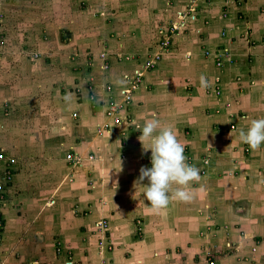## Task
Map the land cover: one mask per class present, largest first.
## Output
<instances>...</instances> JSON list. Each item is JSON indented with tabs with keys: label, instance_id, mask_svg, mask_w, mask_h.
I'll list each match as a JSON object with an SVG mask.
<instances>
[{
	"label": "rangeland",
	"instance_id": "obj_1",
	"mask_svg": "<svg viewBox=\"0 0 264 264\" xmlns=\"http://www.w3.org/2000/svg\"><path fill=\"white\" fill-rule=\"evenodd\" d=\"M261 2L264 0H0V190L4 195L0 200V264H39L22 256V249L29 250L28 244L12 247L6 243L8 203L22 207L32 198H42V192L45 197H55L48 204L56 206L61 194L82 190L88 180L94 192L91 198L103 205L100 208L109 212V218H96L92 234L85 233V238L67 248L56 243L59 264H130L127 259L138 264L151 250L156 256L171 255L170 259L183 263L179 256L194 240L203 243L195 255L205 264L220 254L216 249L225 257L232 256L235 263L254 264L248 256L256 254L257 246L251 251L244 248L249 247L241 242L245 228L230 227L227 220L223 223L220 205L243 197V193L236 196L237 192L228 195V178L243 175L249 185V173H257L252 177L254 183L261 175L264 145L251 148L239 132L252 118L264 117V75L250 72L249 77L242 73L230 79V73H238L235 70L242 67L240 63L251 65L252 56L260 62L264 59V32L258 20L264 17ZM170 26L172 34H168ZM218 35L225 39L227 50L216 45L221 42ZM202 76L207 83L197 85L195 81ZM106 82L113 83L121 95L117 101L131 97L129 112L137 124L126 138L121 135L133 126L128 122L106 135L94 132L101 120L93 115L91 93L103 96ZM248 88L250 96L246 95ZM139 90H144L138 98L142 105L134 109L132 96ZM184 91L188 98H183ZM79 101L82 107L77 106L82 104ZM75 112L81 114L79 120L73 118ZM153 117L173 126L187 162L200 172V179L191 182L192 199L172 200L160 214L140 198L141 190L132 199L140 168L151 166V150L143 149L138 128ZM111 123L108 119L104 124ZM220 134L225 135L226 143ZM78 137L87 145L103 139L102 148L94 152L89 143L92 151L91 147L88 151L72 149ZM211 150L219 156L214 162ZM77 151L82 161L71 166L83 173L80 181L75 173L64 174L63 166L65 154ZM48 159L56 161V166L46 164ZM131 167L134 174L128 176ZM10 171L12 180L7 181ZM142 183L147 184V179ZM260 184L261 179L256 188V198L261 200ZM49 187L54 188V195H48ZM130 208L134 209L131 214ZM143 209L152 211L153 221ZM253 219L258 222L261 217ZM125 223L131 232L122 230ZM188 232L190 237L184 238ZM155 234L153 242L158 244L147 247ZM177 241L182 243L179 248ZM85 247L90 250L79 261L75 254ZM41 263L49 264L46 260Z\"/></svg>",
	"mask_w": 264,
	"mask_h": 264
},
{
	"label": "crops",
	"instance_id": "obj_2",
	"mask_svg": "<svg viewBox=\"0 0 264 264\" xmlns=\"http://www.w3.org/2000/svg\"><path fill=\"white\" fill-rule=\"evenodd\" d=\"M261 3L264 7V2H261ZM258 20H260V23H261V33H262V32H264L263 31L264 17H261ZM214 27L218 28V24H215ZM227 27H229V26L226 25L224 27V31L227 30V29H225ZM222 28L220 26V29H222ZM230 31H231V29H230ZM233 32H235V31H233ZM235 33H237V32H235ZM234 34H233V36H234ZM200 36H202V35H200ZM218 36H219V40H221V42L216 44V45H219L218 47L223 51L227 50V47H224V46H226L225 45V39L222 38L223 37L222 35L221 36L218 35ZM222 43H224V44H222ZM231 45H232V42H231ZM234 50H235L234 55L238 54L237 47H235ZM240 57H242V56H240ZM252 58H253V60H252L251 65L246 66L243 63H240V65L242 67H239L237 70H235L238 73H235V72L230 73L231 74L230 79L234 80L235 74L239 75L242 73L243 74L245 73L246 76L249 77L250 72L252 73V75L257 76V73H259V74H261V76H263L264 75V59L261 57L262 59L260 62V60H258L256 57L252 56ZM254 58H255V60H254ZM214 62L215 61L213 60V63ZM214 66H215V64H214ZM206 71H207V68H206ZM212 71H213V69L210 70V72H212ZM229 71H230V69H229ZM205 73H207V72H205ZM230 74H229V76H230ZM195 82L198 85V84H200L201 81L199 80V81H195ZM106 83H111V82H106ZM239 84L242 85L241 83H239ZM144 87L145 86H143L142 88H144ZM244 87H245V85H244ZM148 88L149 89H147V87H146V90L150 91V89H152L151 86H148ZM250 90L251 89L248 88V90H247L248 93L246 94L247 96H250L252 94V92ZM139 91L133 93V96H132V100L134 99V105H133L134 109H135V107H134L135 105H136V108L138 105H142L138 98H139V95H142L144 93L143 92L144 90L143 91L141 90L140 92ZM91 94H93V97L95 98L94 99L95 104L94 105L91 104L92 110L94 112L93 115H95V117H97V118L100 117V120H101L97 124L96 129H94V132H97L98 127L100 125H103L109 119L106 116V103L108 102L107 99H108L109 95L106 91H104L103 96L98 95L97 93H95V91ZM114 94L116 95V100L122 99L119 92L117 93V91H116ZM186 97L188 98L189 96L187 94H185V91H184L183 98H186ZM188 100H190V98ZM78 103H82V101H79ZM82 105H83V103L78 104L77 106L82 107ZM77 106H75V107H77ZM210 112H212V111L210 110ZM135 114H136V111H135ZM132 115H133V113H132ZM80 117H81L80 113L79 114L76 112L73 113V118L75 120H79ZM132 118H133V121H135V124H133V122H132L131 125H133V126L130 129H128V133L121 135L125 138L127 136H130V134L133 131L132 130L133 127L135 128V126L137 124L136 123L137 122L136 117H134V115H133ZM216 132H217V130L214 131V133H216ZM212 133H213V129H212ZM227 134H229V133L227 132ZM105 135H106V133H105ZM107 135H108V133H107ZM221 136L223 137V141L226 140L225 135H221ZM228 137H230V135H228ZM230 140H231V138H230ZM84 141H85V139L83 140L82 138L78 137L76 139V141L71 144V148L73 149L75 147H80L83 150L88 151V148L91 147L90 144L91 145L93 144L92 147L94 150L91 147V151L93 150L94 152L95 151L99 152V147L102 148V145H103V139H102L101 143L99 141L98 142L94 141L92 143L89 142L90 144L88 143V145L85 143L86 141L85 142ZM224 142L226 143L227 141H224ZM116 144H117V147L120 149V145L118 143H116ZM214 152L215 151L211 150V153H212L211 159L213 162L215 160L219 159V156L215 155ZM68 153H73L74 155L80 154V152H78V151L75 153L74 152H68ZM66 154H65V156H66ZM81 154L87 155L85 153H81ZM91 155H93V154H91ZM65 156L63 159L64 160L63 166H64V170H65L64 174H66L67 176L68 175L72 176V173H75V174H73V176L76 175V181H80L81 179H83V176H82L83 173L81 171H78L77 170L78 168L72 167L71 164L65 159ZM47 163L51 164V166H50L51 168H53L57 164V162L52 160V159H48V161H46V164ZM261 168H262L261 175L256 180L255 183H254L252 177H254V175H257V173H255V174L249 173L250 175H247V176H249L250 181L252 179V183L250 184V181H249V185H248V181H246L247 184L244 182L243 178L245 179L246 177L243 175H242L243 177L242 176L239 177L237 175L238 177L228 178V180H226L227 186L225 187L226 192L229 193L228 195L233 194V192H237L236 196H240L243 193V195H241L243 197L240 199H236L235 202L225 200V202H224L225 204L220 205V209L224 212V214L222 215L223 220H221V221H223V223H226V222H224V220H227L230 224V227L245 228V230H244L245 238H244V241L241 240V242L243 243V245L245 243V245H248L249 247H244V246L243 247L246 248L247 251L248 250L251 251V248L254 249V247L257 246L256 254H253V252H251V254H249V256H248V257H251L252 263H254V264H264V160L263 159L261 160ZM133 169H134V167H131V172H129L130 174L128 176H132L131 174H134ZM48 170H50V169H48ZM241 170H243L242 167H241ZM52 171H54V170H52ZM245 172H247L246 169H245ZM14 175L16 177L18 175V171H16V173ZM77 177H78V180H77ZM259 179H261V184H260L261 185V200L256 198V195H257L256 188H257V186H259L258 185ZM89 183H90V181L88 180L87 184L85 186H83L82 190L71 189V190H69V192H66L65 194H61L60 198L57 197L58 199H56V203H58V205H56V206H53L55 203H49L48 204V201L51 200V198L53 197L50 195L54 191V190H52V189H54L53 187H49V193H48V195H50L49 197H45V195L41 192V196L43 199L42 198H37V199L32 198V200H30L29 202L27 201V202H25V204L23 203V205H21L22 207H19L18 206L19 204L17 203V204H15L16 205V208H15L14 204L8 203L9 206L6 210L5 217L8 220L7 231L9 233L5 232V234H4V239H5L6 243L9 244V246L12 245V247L14 246L15 243L18 244L17 247H24L25 244H28L30 246L29 250L26 251L25 249H22V252H21L22 256L26 259L28 258L30 260L38 261L39 264H46V263H41L43 260H46L47 263H49V264H59L57 261L58 255H56V252H55L56 243L60 242L64 245H66V248H67L68 247L67 245L70 246L71 244H74V241H76V239L85 238V236H86L85 233L88 235L92 234L91 230H92V227L95 223L96 218H100V219L101 218H107V219L109 218L107 216L109 214V212L106 213L102 208H100V207H103V205L97 204L96 201L94 202L93 199L91 198V196L93 195L94 192H91L92 186L88 187ZM77 184H79V182L75 183V185H77ZM91 185H93V183ZM258 189H260V188H258ZM219 190H222V189H219ZM55 193H52V195H54ZM134 194H136V193L133 192V194H132L133 201L135 200V197L140 196V195L136 196ZM44 198H46V199H44ZM53 198H55V197H53ZM140 198H143V197H140ZM146 203H147V201H146ZM131 209L132 208H130L128 210L130 214H131V212L134 211V209L133 210H131ZM3 210H4V208H3ZM91 211H92V214L90 213ZM111 211L114 212V209H112ZM143 212L146 213L147 216L150 217V219L153 221L154 216L151 214L152 211H150V210L145 211L143 209ZM258 213H260L261 215ZM72 214H73V216H72ZM256 216H257V218L260 216L261 220H259L258 222H255L253 217H256ZM220 217L221 216L219 215V218ZM152 223H154V222H152ZM216 223H218V222H216ZM260 223H261V225H260ZM129 229H130L129 223H125L122 227V230L124 232H128V231L131 232L132 228L130 230ZM20 230H21V233L19 232ZM117 230H118V228H117ZM21 235L23 236V238L19 237ZM155 237H157L156 234L154 236H152L149 239V241L146 242L147 247L153 248L154 243L158 244L155 241L153 242V239ZM188 237H190V232L186 233L184 238H188ZM259 237H261V239H262L261 241H258ZM193 243H195V244L192 246ZM181 244L182 243L177 241L176 247L179 248L181 246ZM202 244L203 243L201 241L194 240L191 243V247L190 246H189V248L187 247L186 252H184V254L179 256L180 260L184 259L183 263H179L175 259H170L171 257H174L171 255H165L164 256L161 253H158V255L156 256L155 254H153V250H151V251H147V255H145V258L142 260H139L138 264H205L203 262L202 258L196 260L197 257L195 255L201 249ZM219 246H221V245H219ZM185 247H186V245H185ZM89 250H90L89 247H85L82 249V251L80 249V252L78 253V254H81L80 257L78 256V254H75V255L79 258V261H80L82 258L87 256V255L84 256V254L88 253ZM216 253L217 254L220 253V254L213 257L212 260L215 261V264H239L238 262L235 263L232 261V256H230V257L223 256L221 249H216ZM128 261L130 262V264H136L135 262L131 263V261L127 259V262ZM93 263L94 262L92 261V263H88V264H93ZM125 263H126V260H125ZM64 264H66V262ZM111 264H124V263L117 262V263H111ZM243 264H248V263H243Z\"/></svg>",
	"mask_w": 264,
	"mask_h": 264
},
{
	"label": "clouds",
	"instance_id": "obj_3",
	"mask_svg": "<svg viewBox=\"0 0 264 264\" xmlns=\"http://www.w3.org/2000/svg\"><path fill=\"white\" fill-rule=\"evenodd\" d=\"M206 83L202 76L201 84ZM138 129L143 149L151 150V166L140 168L139 177L134 181L135 193L141 190L143 198L150 202L148 207L157 214L165 211L172 200H191V182L200 179V172L187 162L184 145L173 126L153 117L145 119ZM239 136L253 149L264 145V117L252 118ZM145 179L147 184L142 183Z\"/></svg>",
	"mask_w": 264,
	"mask_h": 264
},
{
	"label": "built area",
	"instance_id": "obj_4",
	"mask_svg": "<svg viewBox=\"0 0 264 264\" xmlns=\"http://www.w3.org/2000/svg\"><path fill=\"white\" fill-rule=\"evenodd\" d=\"M168 44V43H167ZM219 64L222 65V61H219ZM107 92L112 93V87L111 86H107L106 87ZM129 94V92H126ZM122 94H125V91H122ZM91 99L93 100L94 97L92 96ZM131 97L129 98L127 95L125 96V98L120 102L114 99H110L108 101L107 107H106V116L107 118H109L110 120H112L111 124H104V125H100L97 129V132L99 135H103L104 133L111 132L114 130L115 126H119L122 123H124L125 119H128L129 116H125L123 115V112L126 108L127 103L130 101ZM76 116V115H75ZM0 158H3V155L0 154ZM65 159L72 165V166H76L78 165L82 159L81 157H79V155H74L73 153H67L65 156ZM11 171L7 174L6 178L7 181H11L12 180V175H11ZM1 187V185H0ZM1 189V188H0ZM4 195L1 194V190H0V200H3ZM1 218V216H0ZM0 229H1V219H0ZM209 264H215L214 260H211V262Z\"/></svg>",
	"mask_w": 264,
	"mask_h": 264
},
{
	"label": "trees",
	"instance_id": "obj_5",
	"mask_svg": "<svg viewBox=\"0 0 264 264\" xmlns=\"http://www.w3.org/2000/svg\"><path fill=\"white\" fill-rule=\"evenodd\" d=\"M171 29H172V27L170 26L169 27V33L168 34H172L171 33ZM166 39V37L165 38H162L161 39V41H164ZM161 43V42H160ZM159 43V44H160ZM171 44V42L170 41H168V45H170ZM110 85H112L113 86V91H112V93H109L108 92V99H107V101H109L110 99H114V91H115V85L114 84H112V83H106L105 85H104V87L106 88L107 86H110ZM116 92V91H115ZM92 93H93V91H92ZM95 99V98H94ZM92 100L91 99V101H92V103H93V105L95 104V100ZM107 104H108V102L106 103V107H107ZM131 105V99H130V101L127 103V105H126V108H125V110H124V112H123V115H125V116H129V118L128 119H125V121L124 122H128L129 124H132V122H133V115H132V113H130L129 112V110H130V106ZM118 128V126H115V128ZM115 130V129H114Z\"/></svg>",
	"mask_w": 264,
	"mask_h": 264
}]
</instances>
